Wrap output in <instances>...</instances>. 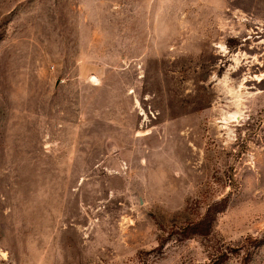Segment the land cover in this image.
Returning a JSON list of instances; mask_svg holds the SVG:
<instances>
[{"label":"rangeland","instance_id":"1","mask_svg":"<svg viewBox=\"0 0 264 264\" xmlns=\"http://www.w3.org/2000/svg\"><path fill=\"white\" fill-rule=\"evenodd\" d=\"M0 264H264V0H0Z\"/></svg>","mask_w":264,"mask_h":264}]
</instances>
